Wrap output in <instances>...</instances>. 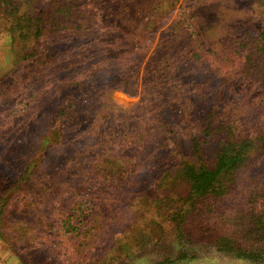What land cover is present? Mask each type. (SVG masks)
I'll list each match as a JSON object with an SVG mask.
<instances>
[{"label":"rangeland","instance_id":"374dc122","mask_svg":"<svg viewBox=\"0 0 264 264\" xmlns=\"http://www.w3.org/2000/svg\"><path fill=\"white\" fill-rule=\"evenodd\" d=\"M261 32L264 0H0V264H264ZM212 109L260 148L193 209Z\"/></svg>","mask_w":264,"mask_h":264},{"label":"trees","instance_id":"16d2710c","mask_svg":"<svg viewBox=\"0 0 264 264\" xmlns=\"http://www.w3.org/2000/svg\"><path fill=\"white\" fill-rule=\"evenodd\" d=\"M258 41L259 45L255 51L250 50L249 52V54H253L252 63L258 61L259 53L264 55V32H261ZM190 110H193V107ZM177 116L181 117L180 114H177ZM208 117L207 124L203 127L204 137L194 134L190 138L193 144V152L198 160L185 163L181 170L182 175L190 184L189 203H191L193 209H196V204L199 201L204 202L210 196L225 194L228 184L227 177L250 160L260 148L256 135H250V132L243 130L239 121H219L214 109ZM209 138H212V140ZM211 142L216 143L213 165L203 161L202 146ZM182 212L185 213L184 210L174 211L172 215L182 218L184 216ZM252 217L256 222L251 221V227L247 232L253 234L260 244L249 249L247 257L254 259V262H256L257 260H263L264 257V215H260L259 210H255L252 212ZM224 246L230 249H239L229 247L227 243H224Z\"/></svg>","mask_w":264,"mask_h":264}]
</instances>
